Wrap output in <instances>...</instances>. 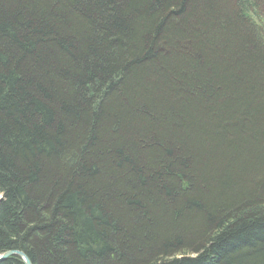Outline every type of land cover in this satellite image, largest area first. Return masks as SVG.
I'll list each match as a JSON object with an SVG mask.
<instances>
[{
	"label": "trees",
	"instance_id": "1",
	"mask_svg": "<svg viewBox=\"0 0 264 264\" xmlns=\"http://www.w3.org/2000/svg\"><path fill=\"white\" fill-rule=\"evenodd\" d=\"M259 7L0 0V255L264 264Z\"/></svg>",
	"mask_w": 264,
	"mask_h": 264
},
{
	"label": "water",
	"instance_id": "2",
	"mask_svg": "<svg viewBox=\"0 0 264 264\" xmlns=\"http://www.w3.org/2000/svg\"><path fill=\"white\" fill-rule=\"evenodd\" d=\"M16 256L23 261V264H31L27 257L19 251H7L0 255V263L6 261L10 257Z\"/></svg>",
	"mask_w": 264,
	"mask_h": 264
},
{
	"label": "rangeland",
	"instance_id": "3",
	"mask_svg": "<svg viewBox=\"0 0 264 264\" xmlns=\"http://www.w3.org/2000/svg\"><path fill=\"white\" fill-rule=\"evenodd\" d=\"M261 8V9H260ZM259 10L260 12L258 11V8H257V11L260 13V14H263L264 15V8L263 7H259ZM0 198H1V194H0Z\"/></svg>",
	"mask_w": 264,
	"mask_h": 264
}]
</instances>
